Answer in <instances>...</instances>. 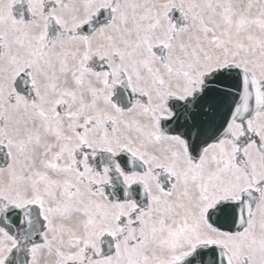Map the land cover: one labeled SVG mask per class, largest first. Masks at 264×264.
<instances>
[{
    "label": "snow or ice",
    "instance_id": "6c2138e0",
    "mask_svg": "<svg viewBox=\"0 0 264 264\" xmlns=\"http://www.w3.org/2000/svg\"><path fill=\"white\" fill-rule=\"evenodd\" d=\"M0 264H264V0H0Z\"/></svg>",
    "mask_w": 264,
    "mask_h": 264
}]
</instances>
